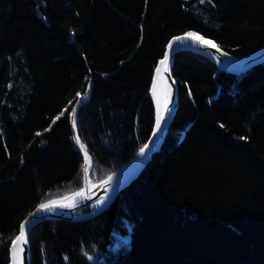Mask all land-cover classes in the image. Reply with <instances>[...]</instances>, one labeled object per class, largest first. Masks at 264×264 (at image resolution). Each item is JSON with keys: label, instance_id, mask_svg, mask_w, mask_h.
<instances>
[{"label": "trees", "instance_id": "1", "mask_svg": "<svg viewBox=\"0 0 264 264\" xmlns=\"http://www.w3.org/2000/svg\"><path fill=\"white\" fill-rule=\"evenodd\" d=\"M188 32L249 53L264 0H0V264L24 216L82 187L69 113L88 82L74 122L93 183L149 137L156 62ZM171 72L159 150L99 214L36 224L29 264H264V61L232 73L181 50Z\"/></svg>", "mask_w": 264, "mask_h": 264}, {"label": "water", "instance_id": "2", "mask_svg": "<svg viewBox=\"0 0 264 264\" xmlns=\"http://www.w3.org/2000/svg\"><path fill=\"white\" fill-rule=\"evenodd\" d=\"M184 34L186 33L174 35L167 41L164 52L162 56L157 60L155 68H154L153 79L156 78V86L159 85L160 83L163 84L164 97L166 94L167 87L172 88V95L169 98L170 100L169 108L171 109V112L166 113V120L162 122V129L157 130V135L155 136L153 135V130L156 127V118H155L152 131L149 137L147 138V140L145 141V143L141 146L143 147L145 144L149 145V147L145 150V153L143 155L140 154V151H139L141 148L140 147L125 163L120 165L116 170L112 171L105 178L92 183L89 180V172H88L87 176L83 174V183H82V187L79 190L66 194L64 196L58 197V198L48 200V201H57L59 204H65V205L69 203H73L75 204L74 207L69 208V207L57 206L55 208H50V209H41L40 205L46 204L48 202L46 201V202L36 205L26 216H24L22 220L20 221L19 229L16 234V236L19 234L21 223H25L27 243L23 245L25 249L24 254H23L24 264L30 263L29 233L36 224L40 223L41 221L45 219H50V218L76 221V220H84V219H87V218H90L92 216L99 214L115 199V197L117 196V194L122 188L128 185L134 178H136L139 175V173L143 170L145 165L151 159L152 154H154L155 152L159 150L160 146L163 143L165 134L167 132V129L172 121V118L176 110L177 86L172 76L171 69H172V64H173V58L178 51L188 50V51H193L201 55H204L205 57L211 59L214 63H216L217 66L225 68L232 73H239V72L246 71L253 65H256L264 61V44L258 47L257 49L249 53L240 55V56L230 54L229 52L223 50L220 47L219 48L221 51L217 52L215 48L209 49L207 47H200L198 45H193L190 42L181 43V42L176 41L173 49L168 48L169 42H174L176 37L183 36ZM206 40H210L214 42L211 39H206ZM166 51L169 52L168 72H164L163 71L164 66L160 64V61L164 59V53ZM222 53H227V55H222ZM157 67L161 68L162 79L160 77H157V73H156ZM91 88H92V84L91 82H88L86 90L77 97L76 101L74 102L70 110L69 120H70L71 130H72L74 139L76 137H79L76 127H73L74 111L78 107L79 101L81 99L87 98L90 95ZM77 146L83 155V159H84L83 169L85 167H88L90 170L91 162H90V157L88 155L86 148L84 147V149L81 150L79 145ZM85 152L87 153V156H88V163L85 162ZM109 176H111L112 179L108 181V183H103V181L108 180ZM81 191H82V195L80 196L74 195V193L81 192ZM65 197H69L70 199H64ZM87 205H94V209L87 213H81V214L77 213L80 209H82L83 207ZM15 237L13 239H15ZM11 247H12V244L10 245L9 264H12Z\"/></svg>", "mask_w": 264, "mask_h": 264}, {"label": "snow or ice", "instance_id": "3", "mask_svg": "<svg viewBox=\"0 0 264 264\" xmlns=\"http://www.w3.org/2000/svg\"><path fill=\"white\" fill-rule=\"evenodd\" d=\"M181 42V43H185V42H190L193 45H198L200 47H207L209 49L215 48L217 52H220V48L218 45H216L214 42L210 41V40H206L203 36L198 35L197 33L194 32H188L186 34H184L183 36L180 37H176L174 42H169L168 48L169 49H173L175 42ZM222 55H227V53H222ZM160 64L163 65V71L164 72H168V65H169V52H165L164 53V59H162L160 61ZM156 73H157V77H160L162 79L161 76V68L157 67L156 68ZM79 95V93H78ZM172 95V88L171 87H167L166 90V94L165 97L163 99V101H161V99L157 96L156 93V78L153 79V91H152V96H153V100L156 102V127L153 130V135H157V130H161L162 129V122H164L166 120V113H170L171 109L169 108V103L170 100L169 98ZM73 127H75V122L73 123ZM39 135V133H38ZM75 142L77 145H79L80 149L83 150L84 149V144L81 143L79 137L75 138ZM149 147L148 144H145L143 147L140 148V154L143 155L145 153V150ZM85 162L88 163V156L87 153L85 152ZM84 171V175L87 176L88 172H89V168L85 167L83 169ZM112 178L111 176L108 177V180L103 181V183H108V181H110ZM83 191V190H82ZM82 191L81 192H76L74 193L75 196H80L82 195ZM64 199H70L69 197H65ZM74 207L75 204L73 203H69V204H59L57 201H48L46 204H41L40 208L41 209H50V208H55V207ZM27 243V239H26V224L25 223H21L20 225V230H19V234L15 237V239L12 240L11 244V252H12V264H24V247L23 245Z\"/></svg>", "mask_w": 264, "mask_h": 264}, {"label": "bare ground", "instance_id": "4", "mask_svg": "<svg viewBox=\"0 0 264 264\" xmlns=\"http://www.w3.org/2000/svg\"><path fill=\"white\" fill-rule=\"evenodd\" d=\"M156 93H157V96L161 99V101H163V99H164V88H163L162 83H160L159 85L156 86Z\"/></svg>", "mask_w": 264, "mask_h": 264}, {"label": "rangeland", "instance_id": "5", "mask_svg": "<svg viewBox=\"0 0 264 264\" xmlns=\"http://www.w3.org/2000/svg\"><path fill=\"white\" fill-rule=\"evenodd\" d=\"M93 262V261H92ZM94 263V262H93Z\"/></svg>", "mask_w": 264, "mask_h": 264}]
</instances>
